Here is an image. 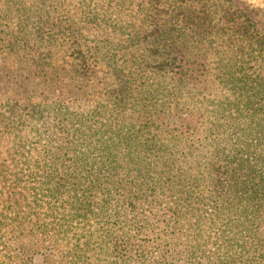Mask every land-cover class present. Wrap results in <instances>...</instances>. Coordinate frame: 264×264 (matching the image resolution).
I'll return each mask as SVG.
<instances>
[{
	"label": "trees",
	"instance_id": "16d2710c",
	"mask_svg": "<svg viewBox=\"0 0 264 264\" xmlns=\"http://www.w3.org/2000/svg\"><path fill=\"white\" fill-rule=\"evenodd\" d=\"M0 264H264L249 12L0 0Z\"/></svg>",
	"mask_w": 264,
	"mask_h": 264
},
{
	"label": "rangeland",
	"instance_id": "374dc122",
	"mask_svg": "<svg viewBox=\"0 0 264 264\" xmlns=\"http://www.w3.org/2000/svg\"><path fill=\"white\" fill-rule=\"evenodd\" d=\"M234 4L241 6L249 12L252 20L264 31V0H233Z\"/></svg>",
	"mask_w": 264,
	"mask_h": 264
}]
</instances>
